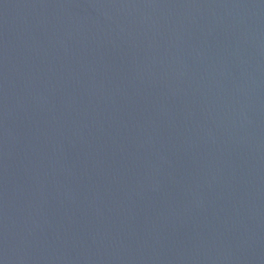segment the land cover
I'll return each instance as SVG.
<instances>
[{
	"label": "water",
	"instance_id": "water-1",
	"mask_svg": "<svg viewBox=\"0 0 264 264\" xmlns=\"http://www.w3.org/2000/svg\"><path fill=\"white\" fill-rule=\"evenodd\" d=\"M0 264H264V0H0Z\"/></svg>",
	"mask_w": 264,
	"mask_h": 264
}]
</instances>
